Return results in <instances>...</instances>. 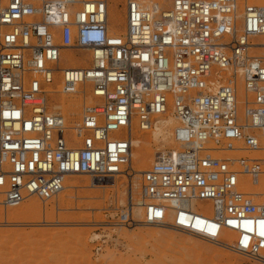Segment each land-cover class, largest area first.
<instances>
[{
    "label": "built area",
    "instance_id": "built-area-1",
    "mask_svg": "<svg viewBox=\"0 0 264 264\" xmlns=\"http://www.w3.org/2000/svg\"><path fill=\"white\" fill-rule=\"evenodd\" d=\"M110 3L0 0V203L50 200L76 174L127 173L134 124L147 131L171 109L177 146L142 173L138 221L264 264V0H124L118 37ZM59 83L84 98L75 121L55 108ZM234 143L252 155L214 154ZM128 204L118 221H136Z\"/></svg>",
    "mask_w": 264,
    "mask_h": 264
},
{
    "label": "rangeland",
    "instance_id": "rangeland-1",
    "mask_svg": "<svg viewBox=\"0 0 264 264\" xmlns=\"http://www.w3.org/2000/svg\"><path fill=\"white\" fill-rule=\"evenodd\" d=\"M123 1L111 0L110 5L111 10L124 17ZM153 1L165 6L171 2ZM123 23V20L117 23L120 31L123 30ZM109 29L113 36L112 23ZM255 41L261 42V39L257 37ZM74 52L78 55L85 54L80 50ZM69 53L72 50H64V56ZM255 53L264 54V50ZM88 57L86 53V58ZM74 60L77 64L80 63L76 58ZM55 97L59 102L55 108L60 109L71 121L79 119L84 98L66 94L64 99L57 95ZM65 100L70 101L71 107L76 106L73 119L69 117V104ZM160 119L177 121L171 109L157 120ZM170 129L168 138L159 137L156 141L152 139L151 131L138 129L134 137L140 135L146 144L140 147L132 144L129 171L115 176L113 185L96 184L91 181L90 176L74 175L68 178L63 191L51 200L42 202L36 197H29L15 207L0 205V264L254 263L227 247L195 235L138 221L143 211V207L137 204L140 203L142 192L141 175L160 151L165 152L177 146L170 134L173 128ZM234 145L233 150L217 151L214 154L233 159L252 155L238 149V143ZM136 148H139L138 151H135ZM129 200L132 202V215L136 221L120 222L116 213L124 206L128 208ZM192 206L204 211L211 207V202L195 200ZM171 213L167 220L171 219ZM230 236L227 230L223 232V238Z\"/></svg>",
    "mask_w": 264,
    "mask_h": 264
},
{
    "label": "bare ground",
    "instance_id": "bare-ground-1",
    "mask_svg": "<svg viewBox=\"0 0 264 264\" xmlns=\"http://www.w3.org/2000/svg\"><path fill=\"white\" fill-rule=\"evenodd\" d=\"M151 1H153V0H151ZM158 1V0H157ZM153 2H155V1H153ZM157 3V2H156ZM159 4V3H158ZM159 5H161V4H159ZM170 5V3L169 4H166V6H169ZM161 6H163V7H165V5H161ZM124 13V12H123ZM109 20L111 21V23H112V35L113 36H115V37H118L119 35H120V32H123L124 31V28H125V18L122 16V15H120V14H118V13H115L113 10H111V5H110V8H109ZM123 18V19H122ZM123 20V24H124V27H123V30H121L120 31V29L117 27V23H118V21H122ZM255 38H257V37H255ZM258 38L259 39H261V42H259L258 41V43H263L264 44V37H261V36H258ZM254 42H257V41H255L254 40ZM68 55H70V56H73V54L72 53H69ZM71 64L73 65V64H77L76 63V61L73 59L72 61H71ZM55 90L57 91L56 93V95H57V97H59V98H65L64 97V95L65 94H63V88H62V85L59 83L58 85H56V87H55ZM66 101V100H65ZM89 101H91V99L89 98ZM66 102H68V104L70 103V101H66ZM68 113H69V117L71 118V119H73L74 118V116L76 115V106H70V104H69V107H68ZM79 115V114H78ZM175 116V115H174ZM160 117H162V116H158L157 117V119L158 118H160ZM156 119V123L155 124H153V127H154V129H153V127L152 128H150L149 130H147V131H144V132H152V139H154V141H156V140H158L159 139V137H161V139H166V138H168V132L171 130L170 128H175L178 124L176 123L177 121H168V119H167V121H164L163 119H160V120H157ZM167 124V126H165ZM177 124V125H176ZM141 131H143V130H141ZM173 131V130H172ZM172 131H171V133L170 134H172ZM136 133H138V128H137V124H135L134 125V128H133V130H132V138H131V140H132V144L133 143H135V144H137L139 147L142 145V144H146V141L143 139V138H141V136L140 135H137L136 137H134V135L136 134ZM173 138V137H172ZM149 139V138H148ZM158 142V141H157ZM156 142V143H157ZM163 143V142H162ZM171 143H172V141H171ZM176 147V146H175ZM174 147V148H175ZM138 149L139 148H136V150L135 151H138ZM171 149H173V148H171ZM131 150H132V148H131ZM161 152V151H160ZM164 152V151H163ZM134 154V153H133ZM130 160H131V153H130ZM131 162V161H130ZM76 175H86V174H76ZM74 176V175H73ZM86 176H88V175H86ZM115 176H118V175H115ZM115 176L113 177V178H110V179H107V180H103V181H97V180H95V179H92L91 177V181H95V183L96 184H111V185H113V184H115V182H112V181H114L115 180ZM70 177V176H69ZM68 177V178H69ZM68 178L66 179V181L68 180ZM66 181H65V183H66ZM98 186V185H97ZM64 188H65V184H64ZM63 191V190H62ZM61 191V192H62ZM133 193V192H132ZM132 195V194H131ZM56 197V196H55ZM54 197V198H55ZM40 200V199H39ZM51 200V199H50ZM42 201V200H41ZM46 201H48V200H46ZM46 201H42V202H46ZM22 203V202H21ZM192 204V203H191ZM0 205H2L1 203H0ZM18 205H20V203L19 204H17V205H13V206H9V205H2V206H4V207H15V206H18ZM134 222V221H133ZM142 223H146V222H144V221H142ZM146 224H150V225H155V226H162V227H169V228H172V229H176V230H178V231H183V232H185V233H189V234H191V235H195V234H192V233H190V232H187V231H184V230H180V229H178V228H175V227H172V226H169V225H167V224H154V223H146ZM195 236H197V235H195ZM197 237H199V236H197ZM201 238V237H200ZM205 240H207V239H205ZM207 241H209V240H207Z\"/></svg>",
    "mask_w": 264,
    "mask_h": 264
}]
</instances>
